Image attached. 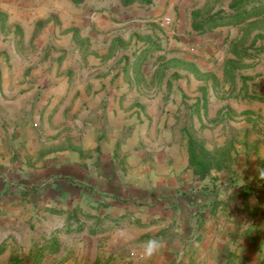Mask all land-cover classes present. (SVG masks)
<instances>
[{
	"label": "crops",
	"instance_id": "1",
	"mask_svg": "<svg viewBox=\"0 0 264 264\" xmlns=\"http://www.w3.org/2000/svg\"><path fill=\"white\" fill-rule=\"evenodd\" d=\"M227 3L0 0V264H264V40L210 35L264 0Z\"/></svg>",
	"mask_w": 264,
	"mask_h": 264
},
{
	"label": "rangeland",
	"instance_id": "2",
	"mask_svg": "<svg viewBox=\"0 0 264 264\" xmlns=\"http://www.w3.org/2000/svg\"><path fill=\"white\" fill-rule=\"evenodd\" d=\"M122 1L127 2L129 0H122ZM137 1L143 2L145 0H137ZM191 1L194 2L195 5L197 4V8L193 4H192V6L194 7V10L200 15H205L207 13H210L209 11L212 9V7L215 4H217L219 6H225L228 4L227 3L228 0H205L204 2H203V0H197V1L191 0ZM260 1L262 2L263 0H260ZM235 26L236 25L223 26L222 28L216 29L215 31L211 32V34H210L214 38V41L212 42V44H214V48L216 49L217 46L219 44H221L222 48L224 50L225 56L226 55L229 56L230 54L233 53V47L237 43L242 45L244 43H247L248 40L251 41V39L264 40V14L252 17L251 19H248L247 21L238 25L239 27H237V33H236V27ZM192 34L195 35V33H192L189 31V34H186V36L191 37ZM203 35H208V34H201V36H203ZM196 49H197V47L195 45L190 44L184 50L186 52L192 54V55H195ZM256 64H257V61H250L249 62L246 60H244V61L233 60V62H232V61H229L227 59H225V60L223 59L219 65V68H217L216 71L218 72V70H219V71L223 72V77H225L224 82L227 78L229 79V82L227 84L228 89L226 91H231L232 87L234 86V84H233L234 79H232L233 73L235 72L234 70L237 68H239L240 70L251 69V68L257 66ZM236 65H239V66H236ZM181 68H182V65L179 64L176 69H181ZM215 80H216V78H215ZM217 83L221 84V85H217L218 89L220 91H223V90H221V88L224 86V84H222L216 80V84ZM213 128H214V126H213ZM222 128H224V129L219 131L218 133H214L215 134L214 137H216V139H214L208 143L203 142L205 145L207 144V146H206L207 150H208L207 162L212 163V169L213 170L215 169V168H213V164H216V166L219 169L221 167L225 168V165L228 162L234 163L235 165H239L240 175L238 177L234 178L233 181H231V182L236 183V184L242 183V180H245L244 178L247 177L249 174L248 158L245 155H243L244 153H242L243 152L242 150H238V152H235L233 150L230 152V154L232 155V159L226 158L227 152L230 151V143L231 142L229 140V137L231 135V131L229 129L230 128L229 126H225ZM225 135H227V136H225ZM221 136L225 137V140L218 138ZM217 163H219V164H217ZM215 171H216V169H215Z\"/></svg>",
	"mask_w": 264,
	"mask_h": 264
},
{
	"label": "clouds",
	"instance_id": "3",
	"mask_svg": "<svg viewBox=\"0 0 264 264\" xmlns=\"http://www.w3.org/2000/svg\"><path fill=\"white\" fill-rule=\"evenodd\" d=\"M264 178V177H262ZM119 235L123 237L125 235V232L123 230H118ZM164 241L159 238H151L147 241L143 242L141 247V258L144 260H151L153 257H155L161 249L164 248ZM135 253H133V256Z\"/></svg>",
	"mask_w": 264,
	"mask_h": 264
},
{
	"label": "built area",
	"instance_id": "4",
	"mask_svg": "<svg viewBox=\"0 0 264 264\" xmlns=\"http://www.w3.org/2000/svg\"><path fill=\"white\" fill-rule=\"evenodd\" d=\"M169 21V19L168 18H164V22L166 23V22H168Z\"/></svg>",
	"mask_w": 264,
	"mask_h": 264
},
{
	"label": "trees",
	"instance_id": "5",
	"mask_svg": "<svg viewBox=\"0 0 264 264\" xmlns=\"http://www.w3.org/2000/svg\"><path fill=\"white\" fill-rule=\"evenodd\" d=\"M146 1V0H145ZM148 1V0H147Z\"/></svg>",
	"mask_w": 264,
	"mask_h": 264
}]
</instances>
